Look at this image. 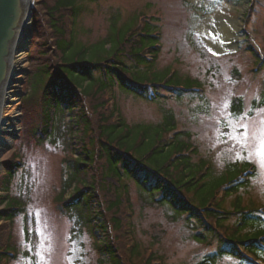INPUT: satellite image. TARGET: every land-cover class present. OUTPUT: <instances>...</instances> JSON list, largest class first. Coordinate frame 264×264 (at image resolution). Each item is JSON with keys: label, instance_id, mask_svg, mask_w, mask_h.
<instances>
[{"label": "rangeland", "instance_id": "rangeland-1", "mask_svg": "<svg viewBox=\"0 0 264 264\" xmlns=\"http://www.w3.org/2000/svg\"><path fill=\"white\" fill-rule=\"evenodd\" d=\"M78 4L81 12L72 20L77 46L87 45L93 52L98 51L100 42L110 36L114 19L116 28L121 29L145 15L141 21L156 27L161 49L155 69L141 68L139 74L152 80L155 71L165 70L172 76L177 74L184 83L198 80L204 88L203 92L183 94L181 99L158 90L159 96H165L160 101L116 89V106L126 122L132 126L156 125L167 113H173L177 130L190 133V138H183L198 149L192 154L193 163L204 159L211 164L208 181L227 176L229 171L234 174L238 168L243 173L252 165L256 169L252 177H244L249 179V187L227 197L225 208L234 210L239 196L242 206L261 208L264 164L256 149L264 140V106H260L264 99V67L254 70L257 59L249 48L251 43L264 48V0H84ZM36 21L34 14L11 88L21 93L4 105L2 115V124L7 116L17 115L14 121L18 131L0 135L9 140V146L0 151V185L10 191V200L20 199L24 208L12 227L10 247L16 255L6 258L4 264H99L95 238L86 230L76 235L74 220L64 215L58 204L65 159L74 153L70 136L73 131V136H79V130L69 124L72 115L63 106L65 135L60 138L39 141L30 131L39 124L40 105L27 107L24 101L31 87L36 63L33 59H37L45 41ZM136 28L140 30L139 20ZM238 98L243 108L234 113L232 107ZM108 109L111 111V107ZM245 125L248 138L242 144L238 131ZM74 146L79 148L76 142ZM14 154H19L24 164L16 172L9 165ZM129 184L133 207L127 242L139 245L146 259L150 250L165 264H212L209 259L216 256L215 264H239L233 256L218 255V239L196 240L199 231L185 216L174 219L176 215L168 206H144L136 185ZM5 193L0 189V200ZM236 219L234 216L226 225L236 223ZM97 238L103 240V235ZM104 260L110 264L107 258Z\"/></svg>", "mask_w": 264, "mask_h": 264}, {"label": "trees", "instance_id": "trees-1", "mask_svg": "<svg viewBox=\"0 0 264 264\" xmlns=\"http://www.w3.org/2000/svg\"><path fill=\"white\" fill-rule=\"evenodd\" d=\"M81 1H37L35 23L44 32L45 41L37 59H33L36 63L31 87L24 101L27 107L40 105L39 124L30 129L39 141L65 135L64 105L72 115L69 124L79 130L78 137L73 136L74 131L70 136L74 153L65 159L58 199L60 211L74 220L76 235L86 230L95 238L99 264H106L105 258L110 264H165L153 253L146 259L139 245H128L126 234H131L127 231L133 207L129 182H133L144 206H168L176 215L174 219L185 216L199 231L196 240L218 239V255L233 256L239 264H259L264 260V210L242 206L240 196L233 204L234 210L224 206L232 193L249 187V179L234 183L244 170L238 168L234 174L229 171L227 176L208 181L211 164L204 159L193 163L192 154L198 149L183 138H190V133L178 131L173 139L168 137L177 129L173 113H167L156 125L132 126L118 106L108 109L116 89L160 101L165 96H159L158 90L181 99L183 94L194 92V87L203 86L192 79L184 83L177 74L168 79L165 70L155 71L152 80L139 74L141 68L155 69L161 49L154 25L146 23L140 30L136 28L142 15L121 29L116 28L114 19L110 36L100 42L98 51L93 52L87 45L77 46L72 20L81 12ZM260 106H264V99ZM242 108V99H236L232 111L238 113ZM192 147L194 151L186 154ZM9 165L16 172L24 164L20 155L14 154ZM226 185L231 186L225 197L215 201L217 192ZM23 210L17 198L0 209V264L16 255L10 247L12 227ZM234 216L236 223L226 225ZM98 234L103 240L97 238ZM121 237L125 242L120 243ZM247 252L254 258L246 257ZM216 257L209 261L215 264Z\"/></svg>", "mask_w": 264, "mask_h": 264}, {"label": "water", "instance_id": "water-1", "mask_svg": "<svg viewBox=\"0 0 264 264\" xmlns=\"http://www.w3.org/2000/svg\"><path fill=\"white\" fill-rule=\"evenodd\" d=\"M34 0H0V129L4 96L14 83L16 74L11 71L12 57L18 48L23 51V42L32 25Z\"/></svg>", "mask_w": 264, "mask_h": 264}, {"label": "bare ground", "instance_id": "bare-ground-1", "mask_svg": "<svg viewBox=\"0 0 264 264\" xmlns=\"http://www.w3.org/2000/svg\"><path fill=\"white\" fill-rule=\"evenodd\" d=\"M33 16H34V11H33ZM22 53H24V51L21 48H18V50L15 51V53L13 54V57H12V62H11L12 67H11V71L14 72L16 75L18 74L17 73L18 65L22 61ZM11 88H12V85H10L7 88L6 93H5V96H4L5 97L4 98V101L7 104H8V102L15 100V95L21 93L20 90H13L14 92H12L11 91ZM16 117H18V116L17 115L16 116H7L6 120H4L5 123L3 124V126H1L0 135H2V134L4 136L5 135H12L13 132H17L18 131L17 128L15 127L16 126V123L14 121V120H16ZM8 141L9 140L5 139L3 136H0V151L2 149L7 148L9 146L8 145Z\"/></svg>", "mask_w": 264, "mask_h": 264}, {"label": "snow or ice", "instance_id": "snow-or-ice-1", "mask_svg": "<svg viewBox=\"0 0 264 264\" xmlns=\"http://www.w3.org/2000/svg\"><path fill=\"white\" fill-rule=\"evenodd\" d=\"M238 135L242 136L240 141L242 144H246L248 138V128L243 126L242 131H238ZM256 155L259 157L262 164H264V140H261L258 148L256 149Z\"/></svg>", "mask_w": 264, "mask_h": 264}]
</instances>
